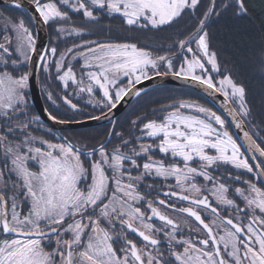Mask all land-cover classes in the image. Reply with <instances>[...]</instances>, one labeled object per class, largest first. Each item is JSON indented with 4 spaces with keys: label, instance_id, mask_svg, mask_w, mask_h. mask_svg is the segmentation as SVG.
Wrapping results in <instances>:
<instances>
[{
    "label": "snow or ice",
    "instance_id": "obj_1",
    "mask_svg": "<svg viewBox=\"0 0 264 264\" xmlns=\"http://www.w3.org/2000/svg\"><path fill=\"white\" fill-rule=\"evenodd\" d=\"M236 2L238 12L245 14L244 0ZM10 3L15 10L24 8L27 12L24 0H10ZM59 3L74 11L83 10V16L90 20L97 19L91 10L95 6L119 15L127 26L161 28L173 24L186 9H196L200 0H77L75 4L59 0ZM31 4L44 25L70 19L57 0H31ZM213 10L210 8L204 13V18L187 38L177 40L180 50L192 54L191 59L187 56L181 59L178 69L174 66L176 53L172 49H169L170 55H154L136 43L95 41L74 44L66 50L72 54V59L83 60L82 68L87 71L79 78L63 52L52 63L45 53L40 57L43 61L40 67L45 73H50L54 67L55 79L62 82L65 89L71 82L77 88L76 95L87 93L91 98L89 102L94 101L108 112L130 94L139 95L136 86L154 76L171 75L198 83L236 105L229 108V113L237 121L236 127L241 128L252 115L245 100V88L230 76L220 80L217 87L211 76L197 73V69L201 73L206 71L205 58L212 70L219 71L217 54L209 50L205 31L206 20ZM35 18L9 16L10 27L5 28V32L13 33L15 47L6 46L13 43L12 37L7 35L4 43H0V149L3 155L0 234L4 237L0 239V264H264V186L245 180L246 187L233 190L229 183L232 173L219 177L210 171L219 170L223 165L247 173L259 169L258 181L264 178V162L256 164L254 169L242 152V146L229 132L226 120L211 108L187 101L178 102V106L170 105L172 110L160 121L150 120L143 125L142 131L158 143H141L139 149L133 141L120 136L121 143L111 151L105 143H100L98 149L90 148L85 153L66 138L64 142H53L32 134L31 125L39 121V117L29 116L26 90L31 73L18 69L21 64L31 62L37 51V37L25 23V19L30 23ZM73 32L81 35L80 29L57 28L58 36ZM193 42L196 49L191 47ZM48 52L56 56L58 49L51 47ZM13 53L16 59L11 58ZM96 92L102 93L100 99H95ZM47 99L56 105L51 91ZM61 99L71 110L80 111L69 96ZM181 109H194L197 115L185 114ZM48 116L59 123L67 122L58 120L51 112ZM88 119L99 120L100 117L88 116ZM113 134L109 133V137ZM243 135L248 147L264 157V147L249 132ZM37 141L41 146H36ZM130 144L133 146L129 147ZM154 149L171 157L173 162L154 159ZM141 156H146L143 164L137 159ZM126 163L130 167H126ZM133 171L138 174L133 175ZM153 176L164 180L174 178L180 192L170 191L164 195L188 201L190 206L175 209L163 199L146 201L141 182ZM198 177L211 183V188L197 183ZM234 180L239 181L240 177L235 176ZM204 192L211 195L217 206H223L225 212L228 209L232 212L222 215ZM236 198L242 201L243 207ZM145 202L151 212L147 218L137 206ZM155 203L194 218L201 226L194 230L202 231V238L184 239L178 235L180 223L154 206ZM200 208L208 210L214 218L206 222L202 212L197 210ZM152 218L171 228L170 232H164L166 248L161 246L158 236L163 230L147 222ZM125 229L139 236L144 246L138 247L128 239ZM118 242L121 246L114 247Z\"/></svg>",
    "mask_w": 264,
    "mask_h": 264
},
{
    "label": "trees",
    "instance_id": "obj_2",
    "mask_svg": "<svg viewBox=\"0 0 264 264\" xmlns=\"http://www.w3.org/2000/svg\"><path fill=\"white\" fill-rule=\"evenodd\" d=\"M57 2L61 9H66L58 0ZM244 3L247 12L241 14L238 12L236 0H200L196 9H186L182 16L177 18L173 24L161 28H152L150 25L145 28H140L139 26L130 27L124 23L123 18L119 15L109 14L99 8L93 9L94 14L97 16L96 20L85 18L81 12H73L69 9L71 14H73L69 17L71 19L69 20L78 22V24L88 29V32L84 33L83 36L93 35L99 41L131 40L156 55H170L169 49H172L176 53L173 57L175 63L183 58L184 53H187L186 50L178 48L177 40L185 39L193 33L198 26L199 20L204 18V13L210 8H214L206 20L205 29L208 32L209 49L217 54L219 71L212 70L210 66L204 73L208 72L213 80L216 77L228 74L237 84L245 88V100L252 113L251 117L245 120V123L257 142L261 147H264V0H244ZM226 5L227 7H225ZM0 6L5 8V10L7 8V11L14 9L11 5ZM20 11L28 17L27 13L22 9ZM64 22L59 21L47 25L48 43L45 53H48L47 60L49 63L55 61L54 59L57 56H52L48 52L51 48V38L57 35L55 27L59 23ZM141 23L144 22L142 21ZM32 28L34 30L33 24ZM69 41L66 42L68 43ZM66 42L55 47L59 50L65 44L67 45ZM42 63L43 61H41ZM55 75L54 67L50 70V73H45L41 67L39 69V84L44 106L48 112L56 115L58 119L74 121L79 118L96 116L107 110L104 108L101 111L99 109L101 106H92L86 101H79V97H72V101L83 109L78 107L80 111H65L59 114L60 107L65 106L61 98L69 93L70 95L73 94L74 91L70 92L71 83L65 89L62 82L55 79ZM49 91L54 94V98L57 100L56 105H53L47 99ZM83 95H87V93ZM83 95L81 93V98H84ZM94 95L97 99H100V92H96ZM27 98L29 100L30 114L32 113L31 110L34 109L30 103L28 93ZM180 98L194 100L216 109V106L207 97L193 89L178 85H160L141 92L113 120L99 126L73 130L80 131L87 128H95L98 135L102 131L100 126H104L108 128L107 130L122 128L127 131V134H135L139 131L138 127L145 121L153 118L161 119L163 117L162 112ZM86 110L90 111L91 114L86 117L77 115L79 112H85ZM123 114L124 116H122ZM134 121L135 123H133ZM37 122L45 124L40 119ZM45 126L50 129V132H57L61 138L64 137L62 132L66 129L53 130L48 125L45 124ZM153 154L158 156V150H153Z\"/></svg>",
    "mask_w": 264,
    "mask_h": 264
},
{
    "label": "rangeland",
    "instance_id": "obj_3",
    "mask_svg": "<svg viewBox=\"0 0 264 264\" xmlns=\"http://www.w3.org/2000/svg\"><path fill=\"white\" fill-rule=\"evenodd\" d=\"M44 2H47V0H44ZM69 2H70V4H75L77 2V0H69ZM86 2H88V0H86ZM64 6L66 7V9L63 10V8H62V10L68 12L69 17H71L73 15V14H71V11H69V9H71L73 12H81L83 14V10H81V11H74L70 6H68V5H64ZM95 8H97V7L92 6L91 7V10L93 11V9H95ZM3 12H4L3 17L0 18V28H1V31H0V39L4 43V37L6 35L9 36V37H12V39H13L12 45H6V46H9L10 48L14 49V47H15V39H14L13 33L12 32H5V28L10 27V25L8 24V17L11 16V17H14V18H17L18 19V18L21 17V15H24V14L20 10H15V9L10 10V11H7V8H6V10L4 9ZM109 14H111V13H109ZM24 16L27 17L26 15H24ZM70 20H68V22L59 23V25H57L55 27V31H57V28L58 27H64L68 31H71L73 28H76V29H80L81 30V35H76L74 32H73L72 35H67L66 33H61L58 36V34H57L55 37H52L51 38V47L59 46L60 44H63V42H66V41L71 40L68 43L66 42L67 45L65 44L64 47H62V48H60L58 50L57 56L55 57L54 60L59 59V56H60V53L61 52L65 53V60H66V62H69V61L71 62L72 66L74 68V71L77 73L78 78L81 75V73H84L87 70L82 68V64H83L82 58H79L78 57L77 59H72V54L71 53H67V51H66L67 48L72 47L74 44H83L85 41H95V42H98V43H135L134 41H131V40H100L99 41V40H96V36H93V35H85V36H83L84 33L88 32V29H86L85 27H83L81 24H78V22H73V21H70ZM25 23L29 25L30 29L34 33V30L32 28L31 22L29 23V21L27 19H25ZM205 31H207V30L205 29ZM34 35H35V33H34ZM70 42H72V43H70ZM139 47H141V46H139ZM191 47H193V49H196V45H195L194 42L191 44ZM82 50L83 49H76L75 51H82ZM210 51H212V50H210ZM198 54L202 55V53H198ZM154 55H156V54H154ZM157 55H159V54H157ZM184 56H187V58L191 59L192 54L191 53H184ZM11 58L12 59H16L17 58L16 55H15V53H14V55H12ZM180 62H181V59H179L178 61H176L174 63V66L177 69L179 67ZM203 62H204L205 65L211 66L210 64L207 63V59L206 58L204 59ZM11 67H12V65L9 63V68H11ZM164 70H165L164 67L161 66V71H164ZM18 71H19V69H18ZM197 73L198 74H202L199 69H197ZM202 75L210 76L209 73H207V74L204 73ZM225 76H229V75L227 74ZM225 76L217 77L215 80H213V82L216 84L217 87L220 86L219 85V81L222 80ZM232 80L234 81L233 78H232ZM238 85H240V84H238ZM228 90L231 91L230 88ZM72 91H74L73 94L70 95V93H69L67 95L70 98H72V97H76V98L79 97L80 98L79 101H81V102L82 101L83 102L86 101V103H88V104H90L92 106H96L97 105L94 101L93 102H89L91 98L89 97L88 94L87 95H83L85 93H82V95H83L84 98H81V94L76 95L77 88H76V86L74 84H72L71 89H70V92H72ZM100 94L102 95V93H100ZM95 99H97L96 96H95ZM27 100H28V98H27ZM180 101L196 102L194 100L181 99L180 98V99H177V101L175 103H173L172 105L178 106V102H180ZM28 103H29V100H28ZM73 103H75V102L73 101ZM196 103L201 104V105H203L205 107H209L213 111H215L218 115H221L219 112H217L215 109H213L210 106L204 105V104L199 103V102H196ZM97 106H101V105H97ZM167 106H168V104H167ZM78 107H80L81 109H83L81 106H78ZM99 109L101 111H103L104 108H102V106H101V108H99ZM171 110L172 109L170 107L168 109L164 110L162 112L163 117L166 116L167 113L169 111H171ZM65 111L72 112L74 110H71L67 105H65L63 107H60L58 113L61 114L62 112H65ZM181 112H183L185 114L197 115V113H195V110L194 109H181ZM90 114H91V112L88 111V110H86L85 112L84 111L79 112L77 115L80 116V117L81 116L82 117H86L87 115H90ZM30 116H36V115L31 113ZM122 116H124V114ZM221 117L223 118L222 115H221ZM82 119H85V118H79L78 120H82ZM161 119L153 118V119H150V120L160 121ZM150 120H147L143 124H141L138 127L139 131L136 132L135 134H127V131L124 130V129H122V128L115 129V130H112V129L107 130L108 128H105L104 126H100L102 128V131L98 135L96 134L97 133V130L95 128H87L85 130H80V131L79 130L74 131L73 129H71V130H63L62 133H63V136L64 137L61 138V136L59 135V133H57V132H50L49 131L50 129L47 126H45V124L40 123V122H33L32 125H31V129L33 130V132H32L33 135L43 136L45 139L52 140L53 142H64V140L66 138L72 144H74L78 148H80L82 152L87 153L90 148H97L98 149L100 143H105L107 145L108 150L111 151V149L113 147H115V146H117V145H119L121 143L120 136H123V138L125 140L133 141L134 142V146L137 149H139V145L141 143H143V144L158 143V140L157 141H154L152 138L148 137L145 132L142 131L143 125L145 123H147L148 121H150ZM40 125H43V127H40ZM228 130H229V128H228ZM229 132L233 135V137L240 144L239 140L235 137V135L230 130H229ZM109 133H114V134L111 137H109ZM144 138H146V139H144ZM109 140H111V143H108ZM36 146H41L39 144V141L36 142ZM132 146H133L132 144L129 145V147H132ZM242 152H243V148H242ZM159 156L160 155L155 156V154H153V158L154 159H163V158H161ZM96 158H98V156ZM89 159H91V158H89ZM137 159H138V162L140 164H143L145 162V160H146V156H141V157H138ZM166 159H169V158H166ZM87 162L88 161H86V163ZM2 163H3V155H2V149H0V165H2ZM125 166L126 167H130V165H128L127 163H126ZM137 174L138 173L136 171H133V175H137ZM142 184H143V181L141 182V186H142Z\"/></svg>",
    "mask_w": 264,
    "mask_h": 264
},
{
    "label": "water",
    "instance_id": "obj_4",
    "mask_svg": "<svg viewBox=\"0 0 264 264\" xmlns=\"http://www.w3.org/2000/svg\"><path fill=\"white\" fill-rule=\"evenodd\" d=\"M24 3L27 12L30 14V16L36 17L35 19H33V22L36 27L37 51L35 54H33L31 62L28 63L27 71L31 73L29 80V88H28L30 99L39 118L54 130H61V129L70 130V129L85 128L90 126H97L116 118L130 103V101L136 96L134 93L125 97L124 100L120 102L118 107L112 110L111 112H108V110H106L105 112L97 115L100 117L99 120H89L88 118H85L82 120L59 123L58 121H53L49 118L48 111H46L47 109L44 106L40 92V87H39V69L41 64V60L39 59V56L41 52L45 50V47L48 42L47 25H44L42 22L39 21L38 14H36L32 10L33 6L31 4V1L24 0ZM0 4H11V3L10 0H0ZM160 85H178V86L188 87L207 97L221 111V113L225 116L228 122L233 126L239 140L242 142L250 158L253 159V155L255 151H253L248 147V141L244 138L243 135L245 131L249 132V130L247 129L245 123H243V127L241 128L236 127L237 121L233 119L232 115L229 113V108L233 107V105L226 102L224 100V97L219 92H214L208 89L206 86L200 85L198 83H193L191 81H186L184 79L174 78L171 75L158 76V77L154 76L152 80L143 81L142 83L138 84L136 88L139 90V93H141L149 88ZM255 153L264 162V157H261L258 152Z\"/></svg>",
    "mask_w": 264,
    "mask_h": 264
},
{
    "label": "flooded vegetation",
    "instance_id": "obj_5",
    "mask_svg": "<svg viewBox=\"0 0 264 264\" xmlns=\"http://www.w3.org/2000/svg\"><path fill=\"white\" fill-rule=\"evenodd\" d=\"M4 9L2 6H0V18L3 17L4 14ZM1 31V28H0ZM0 43H3L0 39ZM14 55V53L12 54ZM19 71H27V64H21L19 67ZM26 93H28V89L26 90ZM29 95V93H28ZM29 109V107H28ZM32 114H36L35 110H31ZM35 112V113H34ZM31 115V113L29 114V116ZM37 122V121H36ZM228 127V125H226ZM155 150V149H154ZM159 152V151H158ZM243 153L244 155L249 159V163L252 164L254 166L255 169V165L258 163H262V159L254 152V155L256 157V159H251L248 152L246 151V149H243ZM159 157L163 158L166 163H171L172 158L171 157H165L162 153L159 152ZM169 158V159H166ZM210 171L213 172L214 175L219 176V177H225L226 174L228 172L232 173V177L233 179L229 180V183L231 185V188L234 190L235 187H246L245 184H243V181L245 180H253L254 182L258 183V186H264V178H261L260 180H256V174L260 171L259 169H255L254 173H247L244 170L241 169H235L233 166L231 165H223L219 170L213 168L210 169ZM235 176H239L240 180L239 181H235L234 177ZM197 183L201 184V185H205L208 188H211V183L204 181L202 177H198L197 178ZM175 179L174 178H169L167 180H164L163 178H156V177H149L147 178V180L143 181V184L141 186V190H142V194H147L146 195V201L147 200H152V201H157L159 199H163L166 201V204H171L175 206V209H178L180 207H188L189 202L188 201H181L178 199V197H173V196H166L164 195V193L170 192V191H176V192H180V189L175 187ZM147 185H153V187L149 188L147 187ZM184 194H188V193H184ZM204 195H209V199L210 201H212L213 206H217L215 204V201L213 200V198L211 197V195L208 192H204ZM230 196H233V193L230 192L229 194ZM233 198H235L233 196ZM237 202L241 204V207H243V203L242 201H240L238 198ZM139 207H141L142 211H144L146 213V218L148 216H151V212L149 209H147V203H142L138 205ZM154 206L160 208L161 211H163L165 214L169 215L171 218H173L174 220L178 221L180 223V231L178 233V235H182V237L184 239H198V238H202L203 236V232H197L194 229L200 228L201 226L198 224V222H196L194 220V218L188 217L187 214L184 213H180L179 211L175 210L174 208L171 207H166L164 205H159L158 203H155ZM219 207L221 214L222 215H227L230 214L232 212L231 209H228L227 212H225V209L223 206H217ZM198 211H201L203 216L206 219V222H209L211 219H213L214 217L210 214V212L208 210H204L202 208L197 209ZM242 219H244L243 215L241 214ZM185 221H187V223H185ZM149 223H152L155 227L162 229L163 231H161L160 233H158L159 238L162 241V247H167V242L166 239L164 237V232L171 231V228L169 226H165L163 224L162 221L156 219V218H152V220L147 221ZM120 229V225L117 222L116 223V230L119 231ZM126 233H127V238L133 240L138 247H142L144 246V243L142 241V239L137 236L135 233L133 232H128L125 229ZM3 235L0 234V239H3ZM121 246V243L118 242L117 244L114 245V247L119 248ZM150 250V249H149Z\"/></svg>",
    "mask_w": 264,
    "mask_h": 264
},
{
    "label": "bare ground",
    "instance_id": "obj_6",
    "mask_svg": "<svg viewBox=\"0 0 264 264\" xmlns=\"http://www.w3.org/2000/svg\"><path fill=\"white\" fill-rule=\"evenodd\" d=\"M43 53H44V50L41 52V54H40V56H39V59H40L41 56H43Z\"/></svg>",
    "mask_w": 264,
    "mask_h": 264
}]
</instances>
